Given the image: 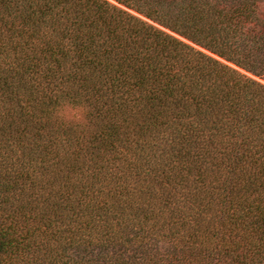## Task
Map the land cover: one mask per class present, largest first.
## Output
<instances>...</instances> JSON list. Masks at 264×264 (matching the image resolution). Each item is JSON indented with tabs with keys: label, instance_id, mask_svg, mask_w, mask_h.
Masks as SVG:
<instances>
[{
	"label": "trees",
	"instance_id": "16d2710c",
	"mask_svg": "<svg viewBox=\"0 0 264 264\" xmlns=\"http://www.w3.org/2000/svg\"><path fill=\"white\" fill-rule=\"evenodd\" d=\"M0 264H264V0H0Z\"/></svg>",
	"mask_w": 264,
	"mask_h": 264
},
{
	"label": "clouds",
	"instance_id": "9594fccd",
	"mask_svg": "<svg viewBox=\"0 0 264 264\" xmlns=\"http://www.w3.org/2000/svg\"><path fill=\"white\" fill-rule=\"evenodd\" d=\"M60 96V93H56ZM89 108L84 103H68L61 96L52 109L49 119L57 125H68L74 129L86 132L89 127Z\"/></svg>",
	"mask_w": 264,
	"mask_h": 264
},
{
	"label": "rangeland",
	"instance_id": "374dc122",
	"mask_svg": "<svg viewBox=\"0 0 264 264\" xmlns=\"http://www.w3.org/2000/svg\"><path fill=\"white\" fill-rule=\"evenodd\" d=\"M110 1V0H109ZM205 53H207V52H205ZM208 54V53H207ZM214 57V56H213ZM221 62H223L224 63V61H222V60H220ZM231 66V65H230ZM232 67V66H231ZM241 73H243L242 71H240Z\"/></svg>",
	"mask_w": 264,
	"mask_h": 264
}]
</instances>
